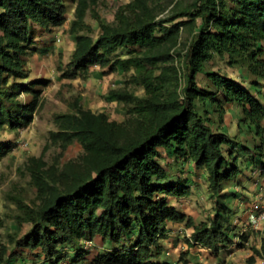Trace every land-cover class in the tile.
I'll use <instances>...</instances> for the list:
<instances>
[{"label": "trees", "instance_id": "trees-1", "mask_svg": "<svg viewBox=\"0 0 264 264\" xmlns=\"http://www.w3.org/2000/svg\"><path fill=\"white\" fill-rule=\"evenodd\" d=\"M73 5L70 32L76 47L64 77L75 79L92 66L133 71L129 83L143 88L144 95L125 88L109 91L111 99L123 104V122L86 110L78 101L70 113L54 118L57 131L49 134V143L63 153L77 142L82 154L53 175L42 157L28 159L25 167L36 188V202L18 200L14 219L18 227H31L21 238L10 237L16 252L0 246V264H28L20 250L36 253L33 264H83L87 252L82 244L96 239L104 250L94 264H162L156 261L167 223L193 230L190 247L219 250L230 219L219 206L210 224H197L170 206L167 196L178 183L170 181L160 164V150L205 171L211 198L218 204V199H227L221 194L224 185L241 173L228 159L238 144L228 134L214 132L198 112L197 104L218 100L216 93L199 87L197 77L214 55H227L231 64H242L253 78L264 80V0H132L118 9L112 24L100 23L95 40L80 34L88 28V0H0V130H17L38 110L40 82L22 81L38 53L36 39L61 27ZM164 11L166 17L158 20ZM180 29L191 32L186 50L179 54L183 87L171 55ZM121 49L127 50L126 57L114 59ZM205 75L223 100L242 108V121L254 125L263 138L261 99L218 73ZM253 84L260 93V83ZM20 94L30 97L28 104ZM13 148L0 143V161ZM239 237L246 239L244 234ZM256 253L264 258V237Z\"/></svg>", "mask_w": 264, "mask_h": 264}, {"label": "rangeland", "instance_id": "rangeland-1", "mask_svg": "<svg viewBox=\"0 0 264 264\" xmlns=\"http://www.w3.org/2000/svg\"><path fill=\"white\" fill-rule=\"evenodd\" d=\"M132 0H88L89 8L85 16L88 28L80 34H88L93 40L100 33V23L112 24L118 9ZM186 1V0H185ZM164 2V1H162ZM73 5L61 27L52 29L49 37L37 38L38 53L28 63L29 76L22 82L29 85L32 81L40 82V106L32 114L31 120L15 131L5 127L0 130V143L13 144L12 151L0 161V246L7 245L8 253L16 252L15 245L10 244V237L21 238L31 225L19 226L14 216L17 213L16 202L23 201L27 205L36 202V188L31 184V177L26 169L29 158L42 157L48 171L53 175L59 172L67 163L76 160L82 154V148L77 142L70 145L63 153L57 146L49 143V134L57 131L54 118L57 115L68 114L72 104L78 101L86 110L93 113H105L110 120L123 122L127 119L122 103L116 102L108 95L110 90L125 88L138 97H143V88L129 83L133 71L124 73L120 69L111 72L109 68L102 69L92 66L87 74L75 79L64 77L76 47V37L71 34L70 27L75 20ZM167 11L157 18L164 19ZM191 40V32L180 29L177 46L172 49L173 64L180 71L181 87L184 86L181 55ZM127 50L121 49L115 58H125ZM264 59V56L262 57ZM229 56L214 57L205 64L204 74L197 77L201 89L216 93L218 101L197 104V110L209 120L214 132L226 133L238 144L232 155H228L230 165H236L241 171L239 177L231 183H226L221 194L228 197L213 200L208 189L207 175L191 163H184L174 155L160 150V164L166 168L171 182L178 183L173 188L171 196H167L170 206L191 216L199 224L214 219L216 209L230 219L229 229L224 234V243L216 251H211L193 245L187 240L193 230L183 223H167V235L160 242L163 251L157 263L167 264H264V258L259 257L256 250L261 248L264 229L255 231L249 226L251 219L247 210L255 201L256 195L264 190V134L261 138L256 127L249 122H243L242 108L237 104L223 100L221 93L215 90L213 83L205 74L218 73L236 81L249 90L264 103V80L253 78L242 64H231ZM86 76V77H83ZM260 83V93L255 91L253 82ZM46 82V84H44ZM19 99L28 104L30 97L20 94ZM264 126V119L262 121ZM263 142V144H262ZM26 147H23L24 144ZM263 145V148L259 146ZM253 156V157H251ZM237 160V161H236ZM236 161V164H235ZM226 208V209H224ZM244 234L246 239H240ZM15 236V237H16ZM226 238H230L226 241ZM87 252L83 264H94L93 259L103 247L99 239L92 243L82 244ZM27 258L28 264H33L35 252L20 250ZM18 264V263H15ZM27 264V263H26ZM66 264V262L64 263Z\"/></svg>", "mask_w": 264, "mask_h": 264}, {"label": "built area", "instance_id": "built-area-1", "mask_svg": "<svg viewBox=\"0 0 264 264\" xmlns=\"http://www.w3.org/2000/svg\"><path fill=\"white\" fill-rule=\"evenodd\" d=\"M25 143L23 147H26ZM247 215L251 219L250 228L255 231L264 229V190H261L255 197V201L247 210Z\"/></svg>", "mask_w": 264, "mask_h": 264}]
</instances>
